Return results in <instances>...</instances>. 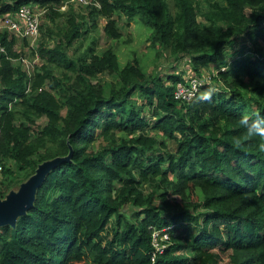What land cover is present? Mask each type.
Returning <instances> with one entry per match:
<instances>
[{"label":"trees","instance_id":"trees-1","mask_svg":"<svg viewBox=\"0 0 264 264\" xmlns=\"http://www.w3.org/2000/svg\"><path fill=\"white\" fill-rule=\"evenodd\" d=\"M62 1L0 0V14L35 4L53 21ZM96 1L80 22L67 17L51 47L38 42L31 77L10 61L20 56L15 37L0 31L1 172L11 173L3 165L10 160L26 179L70 151L14 225L0 226V264H264V152L239 123L245 114L264 116V0ZM121 16L126 24L138 16L150 45L187 54L194 73L213 66L225 90L206 87L210 98L180 103L172 98L178 76L166 83L147 79L134 61L118 67L114 48L94 53V40L76 58L62 49L101 18L105 39H118ZM101 74L116 76L107 91L93 81ZM137 89L148 118L127 103ZM40 117L45 123L34 130ZM11 180L0 185V199ZM195 188L196 217L170 198ZM126 205L137 208L130 220L120 212ZM164 228L165 245L154 251L151 229Z\"/></svg>","mask_w":264,"mask_h":264},{"label":"rangeland","instance_id":"rangeland-1","mask_svg":"<svg viewBox=\"0 0 264 264\" xmlns=\"http://www.w3.org/2000/svg\"><path fill=\"white\" fill-rule=\"evenodd\" d=\"M91 1V3L95 4L94 6H97L96 0ZM166 1L168 6H172V0ZM85 8V5L77 3L65 4L62 8L58 6L55 9L58 11V13H61V15L53 21H49L46 18L47 16H44L45 10L42 9L38 15V34L36 38L33 41H27L26 39L19 37L14 38V44L12 48L18 52L20 56L17 59L10 60L12 65L19 66L28 77H31L35 67L38 66L40 62L36 53L38 42L43 41L48 47H51L53 42L60 38L59 35H61V32L65 29V21L67 17L73 16L75 21L80 22L81 16L85 15L87 12ZM82 21L86 23V26H83L82 29H87V19H82ZM103 23L104 18H101L98 21V27L96 30H87L81 34L84 35L85 38L81 37V39L79 38L69 45L62 44V49L66 55L70 58H76L82 55L85 51V48L92 45L90 41L94 40L92 46L94 53H99L100 50L107 46L113 47L117 57L118 67L123 66L126 62L134 61L137 64L139 70L147 79L149 77L158 76L162 80L166 81L169 75H175L178 76V78L191 74L196 75L200 81V85L196 96L192 100L204 98L206 95L204 91L206 87L211 91H217L218 89L225 90L221 82L213 79L216 73L213 66L209 65L202 68L198 73H194L190 67L187 54L179 53L177 55H172L169 53L168 49H164L158 44L150 45L147 41L150 29L148 26H145L142 23L138 16L133 18L127 24L124 22V17L121 16L117 19V26L121 36L116 40L105 39L102 32ZM4 30L7 29L0 25V31ZM46 35H51V38H48ZM262 49L264 50V47H262ZM53 72L57 74L55 69ZM93 81H97L99 84L103 85L104 90L107 91L110 87L114 86L117 79L115 74H101L97 75L96 79ZM166 83H170V81L167 80ZM244 85V87H246L247 83ZM127 103L133 108L139 109L140 115H143V117H149V113L146 111L147 107L142 104L143 100L139 96L138 89L129 94ZM177 106H179V104H177ZM183 110L184 109L182 108L181 111ZM101 111L104 115L106 113V108H102ZM103 115L101 118L100 115H95L93 118L101 122ZM44 123L45 119L43 117L35 119V124L37 126H34L33 129H38V127H41ZM146 132L149 135L153 134V132L149 130ZM101 145L102 142L97 139L91 144L90 148L94 151ZM36 158V156H33L34 160H36ZM3 165L8 167L11 173L3 174L0 169V185L9 178H12L9 188L5 193V195H7L12 191L14 192L18 188L19 184L25 180L26 171H15V164L10 160H5ZM201 196V193L195 188L194 194L190 192L187 196L184 194L181 196H170V198L174 199L180 207H183L186 213L196 217V215L202 211V209L198 206ZM170 210H173V208ZM133 211H137V208L126 205L121 208L120 212L124 214L128 220H130V215ZM189 227L190 235L192 234V229L191 226ZM158 242L161 243L162 241L158 240ZM242 257L243 255L241 254L240 258Z\"/></svg>","mask_w":264,"mask_h":264},{"label":"built area","instance_id":"built-area-1","mask_svg":"<svg viewBox=\"0 0 264 264\" xmlns=\"http://www.w3.org/2000/svg\"><path fill=\"white\" fill-rule=\"evenodd\" d=\"M91 0H63L60 3L62 8L65 4H94ZM95 5V4H94ZM42 11L35 4H24L18 7L14 13L0 14V25L5 27L7 31L14 37L26 39L27 41H33L38 34V15ZM3 51V47L0 45V53ZM200 81L196 75L182 76L173 84L172 98L177 102L187 103L194 99L199 89ZM1 169V167H0ZM166 229L160 231L151 229L150 238L151 245L154 251L159 252L162 246L167 240V235L164 232ZM161 240L162 242H158Z\"/></svg>","mask_w":264,"mask_h":264},{"label":"water","instance_id":"water-1","mask_svg":"<svg viewBox=\"0 0 264 264\" xmlns=\"http://www.w3.org/2000/svg\"><path fill=\"white\" fill-rule=\"evenodd\" d=\"M69 154L70 151L66 156H55L37 164L33 173L21 182L14 192L12 191L5 195L3 199H0V226L14 225L15 219L25 213L31 206L35 190L39 187L45 175L56 164L68 160Z\"/></svg>","mask_w":264,"mask_h":264},{"label":"clouds","instance_id":"clouds-1","mask_svg":"<svg viewBox=\"0 0 264 264\" xmlns=\"http://www.w3.org/2000/svg\"><path fill=\"white\" fill-rule=\"evenodd\" d=\"M211 92L207 93L204 99L210 98ZM240 126L244 129V136L247 139L260 138L259 150L264 152V116L256 114L255 117L249 115H242L240 118ZM241 140L239 137L234 139V145L239 147Z\"/></svg>","mask_w":264,"mask_h":264}]
</instances>
